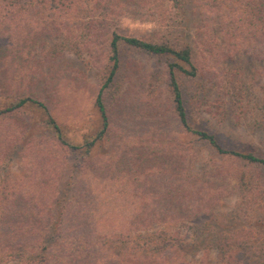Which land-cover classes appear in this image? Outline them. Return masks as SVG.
<instances>
[{"label":"trees","instance_id":"1","mask_svg":"<svg viewBox=\"0 0 264 264\" xmlns=\"http://www.w3.org/2000/svg\"><path fill=\"white\" fill-rule=\"evenodd\" d=\"M183 2L0 0V37L9 41L13 58L27 57L47 31L65 23L66 26L83 23L77 18L82 10L97 14L84 22L83 40L77 41L73 36L70 47L80 55L84 51L94 54L98 40L105 35L107 50L106 70L99 79L93 102L100 125L83 144L71 143L63 137L48 104L37 96L39 92L36 96L20 94L12 96L9 102L0 101V264H188L180 252L183 242L174 228L178 221H188L205 212L206 204L200 202L205 196L175 174L183 159L181 150L172 151V147L163 156L155 153L153 141H161L159 137L166 133L159 78L151 74L130 90L131 77L127 74L122 78L124 54L128 50L165 60L169 92L166 104L181 133L191 134L198 143L219 155L264 166V157L256 152L227 147L214 133L191 123L189 107L194 102L193 96L204 89L203 86L194 89L189 96V92L183 91L185 83L198 81L201 74L189 43L172 38L149 40L106 28L123 10H156L152 14L157 13L160 18L167 11L170 17L172 13L178 14L174 8ZM193 4L198 18L195 45L208 62L204 71L217 79L215 100L220 101L226 95L231 108H243L246 103L240 71L238 66L227 63L245 53L264 59V0H193ZM169 21L170 25H176L174 18ZM101 29L105 33L100 38ZM126 88L135 91L140 101L133 105V113L128 111L120 117L115 147L119 145L121 148L116 147L117 150H123L122 161H116L115 149L111 148V110L130 94ZM263 106L264 100L260 99L257 107ZM23 110L29 111L30 117L39 115L37 124L50 133L56 150L77 157L71 164L72 172L65 177V185L60 159L51 160L54 154L50 148L46 149L42 140L37 142L41 137L28 136L29 123L25 129L1 125L6 117L12 118ZM17 147L28 156L29 170L10 177L2 171L11 151ZM99 147L102 151L94 154ZM155 158L162 160L156 166L159 169L151 168H155L151 166V159ZM239 179L242 195L254 196L255 190L245 184L244 171ZM242 203L247 207L252 202L243 198ZM166 225L173 226L168 229ZM237 240L235 234L216 238L220 263L227 264L231 244Z\"/></svg>","mask_w":264,"mask_h":264},{"label":"rangeland","instance_id":"2","mask_svg":"<svg viewBox=\"0 0 264 264\" xmlns=\"http://www.w3.org/2000/svg\"><path fill=\"white\" fill-rule=\"evenodd\" d=\"M183 1V4L179 3L174 8L178 14L172 13L173 17H168L167 11L166 18H160L156 16L157 13L152 14L156 10H123L119 16L108 22L106 28L149 40L172 38L173 41L189 43L194 60L201 68V74L198 81L187 82V85L185 83L183 91L189 92V96L194 89L202 86L204 89V92L193 96L194 102L189 107L191 123L214 133L227 147L251 150L264 157V106L260 109L257 107L258 101L264 100V59L245 53L227 63L238 66L240 71V86L245 92L246 103L243 108H231L226 95L220 101L215 100L217 79L204 71L208 62L195 45L198 18L193 0ZM95 14L97 11L82 10L77 18L83 23H70L68 26L65 23L57 29L47 31L46 35L35 42L34 49L27 57L13 58L9 41L0 37V101L9 102L12 96L20 94L36 96L39 92L37 96L48 104L51 114L61 126L63 137L74 144H83L91 139L100 125L93 102L99 88V79L106 70L105 32L101 29L100 38L104 36L98 40L94 54L84 51L80 55L70 47L73 36L77 37V41L83 40V24ZM171 18L176 20V25H170ZM124 55L126 64L122 78L129 74L132 80L130 90L140 82L143 83L151 74H157L159 78L158 93L162 100V112L166 114L162 116L166 133L162 132L163 135L159 137L162 138L161 141H153L155 153L163 156L172 147V151L181 150L183 159L180 160L179 170L174 171L175 174L194 185L200 196H205L200 201L206 204L205 212L191 217L188 221H178L174 228L183 242L180 245L182 256L188 264H224L220 263L214 241L224 234H235L238 240L233 241L230 249L231 254L235 255L232 258L230 254L227 264L264 263V166L219 155L212 152L209 146L198 143L191 134L181 133L166 104L169 92L165 81V60L129 50ZM146 83L147 81L144 84ZM134 92L129 91L130 94L127 93L122 98L117 108L111 110V148L115 149L116 161H122L120 151L123 149L117 150L119 145L115 147L119 138L117 131L120 117L128 111L133 113V105L140 101L136 99ZM28 114L29 111L23 110L12 118L6 117L1 125H9L11 129H20L22 126L25 129L29 123L28 136L41 137L37 142L42 140L46 149L50 148L54 154H51V160L55 157L60 159V169L64 173L62 185H65V177L72 172L71 164L77 157L67 151L56 150L50 140V133L37 124L39 115L30 117ZM100 149L97 148L93 153L97 154ZM27 162L28 156L22 148H13L2 172L10 177L20 176L29 170ZM161 162V158L151 159V166H155L151 168L159 169L156 166ZM243 171L245 184L249 183L255 190L254 196L251 193L247 194V198L246 194L242 195L239 174ZM243 198L253 205L251 203L244 207ZM172 226L165 227L171 229Z\"/></svg>","mask_w":264,"mask_h":264}]
</instances>
